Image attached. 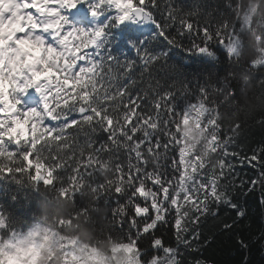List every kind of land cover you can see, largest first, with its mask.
I'll return each mask as SVG.
<instances>
[{
	"label": "snow or ice",
	"instance_id": "6c2138e0",
	"mask_svg": "<svg viewBox=\"0 0 264 264\" xmlns=\"http://www.w3.org/2000/svg\"><path fill=\"white\" fill-rule=\"evenodd\" d=\"M14 2L18 10L0 13V176L27 172L37 186L57 187L62 197L69 195L66 187L75 189L87 182L98 191V198H121L111 210L112 225H128L134 230L124 243L137 250L141 242H147L141 254L142 260L148 257L145 264L161 256L170 264H206L194 255L200 251L203 225L211 220L222 226L217 232L231 235L246 218L233 195L240 189H258L264 178V152L241 155L242 149L226 145L219 149L220 168L208 171L201 166L189 176L178 121L199 106H213L208 102L209 86L201 87L196 99L186 101L185 110L178 112L177 101L189 90L176 83L165 88L154 75L162 54L138 51L137 78L133 73L138 61H118L101 51L107 24L94 30L65 31L68 18L63 10L85 0ZM5 3L0 0V5ZM161 3L98 0L91 14L99 16V9L109 5L116 12V23L130 19L151 22L171 46H182V37L192 36L190 52L210 55L215 42L232 54L236 32L230 25L215 30L201 27L191 21L192 13L173 7L172 0H165L163 10ZM158 11L163 23L156 19ZM170 25L179 26L175 36ZM261 66L264 64L255 61L249 65L252 69ZM145 76L147 87L134 93ZM32 88L43 98V105L22 109L20 97ZM232 95L236 96L235 89ZM204 124L216 127L217 122L206 117ZM153 156L164 163L160 167L150 164ZM13 160H19L20 166L14 167ZM104 164L114 170L108 182L97 179ZM237 165L251 166L257 174L237 183ZM72 195L74 199L75 191ZM221 206L234 214L222 216ZM6 226L0 216V230ZM168 233L174 236V243L166 239ZM260 238H264V229ZM236 239L247 247L242 237ZM0 264H24L21 250L0 248Z\"/></svg>",
	"mask_w": 264,
	"mask_h": 264
},
{
	"label": "trees",
	"instance_id": "16d2710c",
	"mask_svg": "<svg viewBox=\"0 0 264 264\" xmlns=\"http://www.w3.org/2000/svg\"><path fill=\"white\" fill-rule=\"evenodd\" d=\"M172 6L180 9L182 13H192L191 21L201 27L215 30L221 25H230L236 32L232 54L225 46L215 42L210 55L190 52L187 49L192 36L182 37V46H171L158 35L153 23L142 30L131 24L120 25L114 19L116 14L104 23L108 27L101 51L118 61H138V51L162 54L160 64L157 69H153L154 75L165 88L176 83L189 90L186 96L177 101L178 112L185 110L186 101L196 99L201 87L209 86L208 102L213 106L197 107L193 112L195 114H191L192 123H186L191 118L178 121V133L182 140L189 176L194 170L199 171L201 166H207L208 171L220 168L222 165L219 149L226 145L242 149L241 155H250L252 150H256L257 155L264 152V66L256 69L249 67L264 53V0H172ZM164 7L165 0H162L161 10ZM102 9L108 12L110 6L104 5L99 11ZM155 15L158 22L163 23L161 12L158 11ZM178 27L169 26L173 36L176 35ZM139 71L138 61L133 73L137 78ZM147 83L148 77L145 76L144 82L138 84L133 92L146 88ZM233 89L236 96L232 95ZM206 117L215 120L216 127L205 125ZM236 125L240 127L237 128ZM184 130H188L190 135L185 143ZM149 163L160 167L164 161L153 156L149 157ZM13 165L19 167V160H13ZM4 166H8L7 160L4 161ZM236 170L240 174L237 183L240 178L247 180L257 174L248 165H237ZM85 186L92 185L85 182L82 185L77 184L75 189L65 188L69 195L64 198H71L75 208L66 218L56 220L50 214V207H59L56 198L62 196L57 187L42 184L37 186L27 172L22 175L13 173L0 176V216L7 225L0 230V236L6 238L11 233L24 231L35 221L42 220L61 235L76 236L66 232L68 224L92 230L93 240L86 243L100 251L109 252L112 246L125 244L124 240L134 230H130L128 225L123 228L119 225L113 226L110 219L115 201L121 198H98V191L94 189V196L90 197L83 192ZM73 191L76 193L74 199ZM233 200L246 211V218L234 227L231 235L217 232V228L222 226L214 225L209 220L201 229L203 234L200 251L194 255L206 261V264H264V238H260L261 229H264V178L260 179L257 190L240 189L234 193ZM233 214L231 208L221 206L222 216L230 217ZM228 222L231 223V220ZM237 236L245 240L247 247H241ZM166 239L174 243L172 233H168ZM147 247V242L143 241L140 250L136 249L140 257Z\"/></svg>",
	"mask_w": 264,
	"mask_h": 264
},
{
	"label": "rangeland",
	"instance_id": "374dc122",
	"mask_svg": "<svg viewBox=\"0 0 264 264\" xmlns=\"http://www.w3.org/2000/svg\"><path fill=\"white\" fill-rule=\"evenodd\" d=\"M234 47L235 42L233 41L231 48ZM254 61L257 64H264V53ZM191 114L188 117L191 120L186 123L193 122ZM184 133L185 143L186 140H189L190 135L188 130H184ZM0 248L5 251L20 249L24 264H43L45 259L48 264H53L57 253L60 256V264H145L146 262L141 259L140 253L133 245L119 244L112 246L109 252L100 251L77 236L57 233L42 220L35 221L24 231L15 232L4 238L0 242ZM161 258L152 259L150 264H170L167 257Z\"/></svg>",
	"mask_w": 264,
	"mask_h": 264
},
{
	"label": "clouds",
	"instance_id": "9594fccd",
	"mask_svg": "<svg viewBox=\"0 0 264 264\" xmlns=\"http://www.w3.org/2000/svg\"><path fill=\"white\" fill-rule=\"evenodd\" d=\"M113 171H114L113 168L109 164H104L98 171L97 179H99L102 182H108L113 177ZM92 189L93 186H85L83 188V192L85 195L92 197L94 196ZM56 199L59 202V207L56 206L50 207V214L56 220L64 219L71 214L72 210L75 208V203L71 200V198L57 197ZM106 211L107 210L105 209L104 212L106 213ZM77 228H79V231H77ZM66 232L69 235L74 234L78 236L84 242H91L93 240L92 230L85 228L83 226L68 224L66 226ZM147 260L148 257H146V261ZM43 264H48L47 259L44 260ZM53 264H60L59 253L56 254V258L53 261Z\"/></svg>",
	"mask_w": 264,
	"mask_h": 264
}]
</instances>
